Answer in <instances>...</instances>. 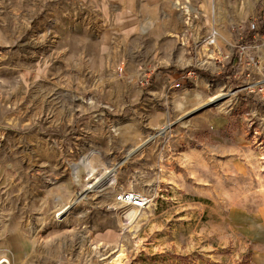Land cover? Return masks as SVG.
Returning a JSON list of instances; mask_svg holds the SVG:
<instances>
[{"label":"rangeland","instance_id":"obj_1","mask_svg":"<svg viewBox=\"0 0 264 264\" xmlns=\"http://www.w3.org/2000/svg\"><path fill=\"white\" fill-rule=\"evenodd\" d=\"M150 3L0 0V210L48 214L1 220L0 264H264V0L237 38H176L156 65L210 79L165 98L131 38H87Z\"/></svg>","mask_w":264,"mask_h":264},{"label":"crops","instance_id":"obj_2","mask_svg":"<svg viewBox=\"0 0 264 264\" xmlns=\"http://www.w3.org/2000/svg\"><path fill=\"white\" fill-rule=\"evenodd\" d=\"M258 1L260 0H242V2L241 0H151L149 5L142 4L140 8H121L118 14L120 22L114 23L110 31L107 29L108 33L110 32L109 34H111L110 36L106 33H94L93 37L87 38H122L124 44L125 39L123 38H131V43L150 45L148 50H139V45H136L132 50L136 51V55H141L143 60H150L153 64V71L147 75L152 77L151 86L154 85V82H156L158 88L161 86L159 90L161 93L157 96L165 98L168 94H171L176 83L183 85L192 83L197 85V87L205 84L204 76L198 71L192 75L190 71L180 72L181 70L176 67H163V64H161L162 66L156 65L160 61L173 57L172 51L175 39L203 38L212 29L220 33V38H223V36L224 38H237L238 28L246 20L255 18L257 13H259L256 10V2L258 3ZM102 27L100 28L102 29ZM104 27L103 30L106 31ZM95 31L97 32V30ZM263 34L264 32L258 36L261 37ZM126 47L125 44L124 50L127 49ZM170 47L171 49H169ZM94 49L97 50L95 46ZM125 54L122 58H127ZM115 56L119 59L121 58V54L118 52ZM86 57L91 60L88 54H86ZM125 62H127L125 71H135L136 65L133 62L129 63L127 60ZM145 62L142 65H138L137 69H139V72L147 69L146 64L148 61ZM87 67L88 74H102L107 71L105 66L95 68L88 64ZM126 89V85L119 84L118 92L113 94L115 97H113L112 101H117L114 102L115 104L121 105V97L125 98ZM147 91L148 89L145 87L139 89L137 86H133L131 96L133 100L141 99L143 101L147 97ZM27 188L29 189L30 185ZM29 199V196L22 197L21 203L24 208L22 211L18 210L17 205L12 208L14 203L10 205L12 209L0 210V225H3L1 220L5 219H9V225L13 226V224L15 225V220H27L31 219V216L38 218H46L48 216L47 212L44 211L32 212L31 210H26L27 206H24V204ZM11 228H7L8 232L11 231ZM95 229L93 226L84 233L85 235L94 236Z\"/></svg>","mask_w":264,"mask_h":264},{"label":"built area","instance_id":"obj_3","mask_svg":"<svg viewBox=\"0 0 264 264\" xmlns=\"http://www.w3.org/2000/svg\"><path fill=\"white\" fill-rule=\"evenodd\" d=\"M252 31L255 30V24L251 25ZM218 32L217 30H212L211 33H209L205 38H203L204 42L207 44L213 45L215 38H217ZM262 39V44L264 45V34L261 36ZM250 49L249 47H243L242 51L243 53L248 52ZM253 61V59L251 58ZM123 67H119L118 71L121 73L123 71ZM151 197L148 195H143L141 193H136L133 191H127V192H122L119 195L116 196V201L121 205V206H130L135 210H138V212L144 210L147 205L151 202Z\"/></svg>","mask_w":264,"mask_h":264},{"label":"bare ground","instance_id":"obj_4","mask_svg":"<svg viewBox=\"0 0 264 264\" xmlns=\"http://www.w3.org/2000/svg\"><path fill=\"white\" fill-rule=\"evenodd\" d=\"M97 182H99V180H96V182L95 183H91L90 184V186H89V188L90 189H92V188H94V186H95V184L97 183ZM132 210V209H131ZM64 211V210H63ZM133 212H136L135 210H132ZM61 213V212H60ZM59 215V214H58ZM120 259V257H118L117 258V260H114V263L115 264H121V261L119 260ZM4 262H6V260H4L2 263H4Z\"/></svg>","mask_w":264,"mask_h":264},{"label":"trees","instance_id":"obj_5","mask_svg":"<svg viewBox=\"0 0 264 264\" xmlns=\"http://www.w3.org/2000/svg\"><path fill=\"white\" fill-rule=\"evenodd\" d=\"M171 70H172V68H171ZM188 70V69H187ZM187 70H185L184 72H187ZM198 73H200V74H202L204 77H207L208 79H210V77L207 75V74H205V73H203V72H199L198 71Z\"/></svg>","mask_w":264,"mask_h":264}]
</instances>
